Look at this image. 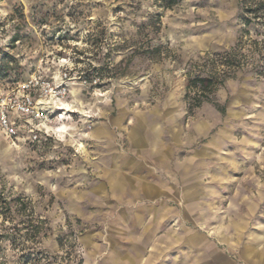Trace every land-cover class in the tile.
Here are the masks:
<instances>
[{"label": "rangeland", "instance_id": "rangeland-1", "mask_svg": "<svg viewBox=\"0 0 264 264\" xmlns=\"http://www.w3.org/2000/svg\"><path fill=\"white\" fill-rule=\"evenodd\" d=\"M243 2L182 0L165 10L156 0H0V64L4 54L14 59L0 76V103L33 78L67 88L63 107L51 110L59 133L33 143L23 129L12 139L0 127L5 264H99L84 240L101 224L73 215L67 202L99 179L91 167L106 156V141L93 137L101 127L122 159L132 156L131 136L149 137L155 127L164 137L173 160L166 179L178 191L169 201L177 220L168 225L183 228L185 240L199 236L194 261L210 248L232 264H264L244 255L248 240L262 237L264 247V0L246 1L255 13ZM158 46L161 58H150ZM237 46L244 69L216 95L225 113L212 105L189 111V72L222 70L205 59ZM65 105L71 110L60 111Z\"/></svg>", "mask_w": 264, "mask_h": 264}, {"label": "crops", "instance_id": "crops-1", "mask_svg": "<svg viewBox=\"0 0 264 264\" xmlns=\"http://www.w3.org/2000/svg\"><path fill=\"white\" fill-rule=\"evenodd\" d=\"M215 101L220 106L216 97ZM205 105H212L220 112L213 104ZM108 133L109 130L101 127L93 136L106 141L101 145L106 156L91 167L96 169L93 174L99 179H89L88 187L81 188L80 193L72 191L73 197L67 202L73 215L85 216L87 221L102 226V230L85 235L89 257L99 259V264H232L226 253L210 248L207 259L194 261L193 252L200 253L199 236L192 234L185 240L183 228L168 225L174 215L177 220L178 211L169 201L178 191L166 179L173 160L158 129L154 127L151 137L146 132L138 139L131 136L132 156L127 159L121 158ZM173 168L178 169V165ZM261 238L247 242L244 255L251 261L264 262ZM186 247L191 249L187 256Z\"/></svg>", "mask_w": 264, "mask_h": 264}, {"label": "built area", "instance_id": "built-area-1", "mask_svg": "<svg viewBox=\"0 0 264 264\" xmlns=\"http://www.w3.org/2000/svg\"><path fill=\"white\" fill-rule=\"evenodd\" d=\"M64 77L67 78V75ZM66 96V87L33 78L4 96L0 103V127L9 138H17L19 130L23 129L33 143L40 142L43 136L58 132L51 126V110L62 107L60 102ZM0 264H5L1 249Z\"/></svg>", "mask_w": 264, "mask_h": 264}, {"label": "trees", "instance_id": "trees-1", "mask_svg": "<svg viewBox=\"0 0 264 264\" xmlns=\"http://www.w3.org/2000/svg\"><path fill=\"white\" fill-rule=\"evenodd\" d=\"M157 2H160L161 5L165 10H170L176 5H178L182 0H156ZM247 0H244V11L247 13H255L260 11L259 8L256 10L252 8H247L246 5L248 3ZM264 6V5H263ZM17 13H19V18L21 20L24 19L23 12L21 10H17ZM13 18V16L11 17ZM248 22L251 21V19L247 20ZM2 26V23L0 21V27ZM150 27L152 29V35L153 38L157 36L160 33L161 30V20L159 17H157L156 21H152L150 24ZM22 40V36L17 32L12 36L10 40V45L12 48L16 47L17 43ZM146 54L150 58L159 59L162 56V48L161 46L154 47L151 50H148ZM244 57V54H242L238 46L235 49H232L231 51H225L224 53H217V54H209L207 58L204 61V66L206 67L209 62H219L222 66V70H218L217 68H214L212 70L203 71V72H189L187 75V83H186V93H185V100L188 104L189 111L193 112L194 110L201 108L205 104H213L218 107L220 112L224 113L225 108L218 106L215 101L216 93L219 91L221 87H223L227 80L235 78L237 73L244 69V64L241 61ZM14 59L10 57L8 54H4L2 58V63L0 64V76L7 77V71L9 68L4 69V65L6 67H9L10 63ZM198 68H200L198 65H196ZM262 73V72H261ZM264 74V73H262ZM24 257V256H23ZM27 257V261L30 259L31 254H29Z\"/></svg>", "mask_w": 264, "mask_h": 264}, {"label": "bare ground", "instance_id": "bare-ground-1", "mask_svg": "<svg viewBox=\"0 0 264 264\" xmlns=\"http://www.w3.org/2000/svg\"><path fill=\"white\" fill-rule=\"evenodd\" d=\"M62 107H63V105H62ZM64 107H65V108H60V109H61L60 111H63V110H69V111H70V110H71V109L69 108V107H70L69 105H65ZM58 110H59V108H58ZM57 131H58L57 133H59V128L57 129ZM60 131H62V128H60Z\"/></svg>", "mask_w": 264, "mask_h": 264}]
</instances>
